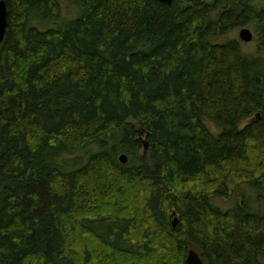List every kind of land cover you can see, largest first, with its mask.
Here are the masks:
<instances>
[{
  "label": "trees",
  "instance_id": "obj_1",
  "mask_svg": "<svg viewBox=\"0 0 264 264\" xmlns=\"http://www.w3.org/2000/svg\"><path fill=\"white\" fill-rule=\"evenodd\" d=\"M4 1L0 264H264V0Z\"/></svg>",
  "mask_w": 264,
  "mask_h": 264
},
{
  "label": "rangeland",
  "instance_id": "obj_2",
  "mask_svg": "<svg viewBox=\"0 0 264 264\" xmlns=\"http://www.w3.org/2000/svg\"><path fill=\"white\" fill-rule=\"evenodd\" d=\"M60 2H61L60 18L55 23H48L49 26L56 27L60 25L62 22L77 16L75 15L76 9L69 2V0H60ZM239 30L240 28L234 29L228 36H226V38L239 40L242 43L241 46L242 49L246 52L253 50L254 40H252L251 42L241 41L238 36ZM221 39L224 40L223 38ZM205 122L207 126H209L211 129L216 130V126L212 123V121L206 120ZM244 123H242V125ZM218 132L219 129L217 128V130L213 133H218ZM245 202H247L248 208L256 211L257 213L261 214L262 212H264V180L261 187L259 188L255 187V185H251L250 183L242 182V184L235 189L233 196L230 199L222 200L220 197H215L211 201L213 205L219 207L222 211H227L228 209L233 208L239 203L245 204ZM178 218H179L178 215H174V217L172 218L173 220H176L175 226L178 224ZM190 247L195 249L197 252H199L198 246L192 245Z\"/></svg>",
  "mask_w": 264,
  "mask_h": 264
},
{
  "label": "water",
  "instance_id": "obj_3",
  "mask_svg": "<svg viewBox=\"0 0 264 264\" xmlns=\"http://www.w3.org/2000/svg\"><path fill=\"white\" fill-rule=\"evenodd\" d=\"M160 2L166 3L170 5L172 0H159ZM8 21H7V7L4 0H0V43L3 41L6 29H7ZM239 39L243 42H251L254 39V33L248 27L240 28L238 32ZM118 160L121 163H126L128 158L125 153H121L118 156ZM176 220H173V225H175ZM186 264H204L200 255L192 248L187 250Z\"/></svg>",
  "mask_w": 264,
  "mask_h": 264
},
{
  "label": "bare ground",
  "instance_id": "obj_4",
  "mask_svg": "<svg viewBox=\"0 0 264 264\" xmlns=\"http://www.w3.org/2000/svg\"><path fill=\"white\" fill-rule=\"evenodd\" d=\"M167 5H168V4H167ZM120 154H121V153H120ZM172 226H175V225H173V223H172ZM188 249H189V248H188ZM188 249H187V250H188ZM186 254H187V252H186Z\"/></svg>",
  "mask_w": 264,
  "mask_h": 264
}]
</instances>
